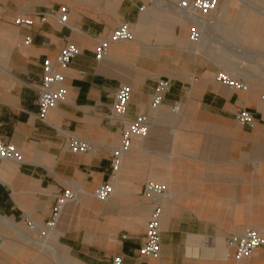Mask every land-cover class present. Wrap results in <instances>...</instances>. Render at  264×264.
Segmentation results:
<instances>
[{
  "label": "crops",
  "instance_id": "1",
  "mask_svg": "<svg viewBox=\"0 0 264 264\" xmlns=\"http://www.w3.org/2000/svg\"><path fill=\"white\" fill-rule=\"evenodd\" d=\"M64 5L68 26L39 23L38 14ZM242 8L248 10L241 17ZM257 8L233 0L223 36L264 46ZM19 18L35 25L18 26ZM122 22L131 25L134 41L113 44L97 61L98 39ZM191 28L149 0H0V137L22 157L0 160V264H111L117 256L123 264H264V247L238 261L226 246L228 237L250 228L264 237L263 86L249 80L247 91H235L219 83L212 37L195 44ZM67 41L81 54L61 71L65 102L42 122L37 87L44 63ZM160 79L170 80L171 90L161 109L150 112ZM121 85L132 90L128 118L150 113L153 126L146 137H131L114 195L103 203L90 195L109 181L112 149L122 142V126L107 119ZM242 109L253 114V127L237 121ZM70 136L93 142L96 152L73 153ZM146 181L171 187L160 258L140 255L151 214ZM69 188L84 193L80 203L64 207L41 250L35 241L52 219L56 196Z\"/></svg>",
  "mask_w": 264,
  "mask_h": 264
},
{
  "label": "built area",
  "instance_id": "2",
  "mask_svg": "<svg viewBox=\"0 0 264 264\" xmlns=\"http://www.w3.org/2000/svg\"><path fill=\"white\" fill-rule=\"evenodd\" d=\"M130 1V0H122ZM151 4L163 3L160 0H149ZM220 7V0H178L172 2L173 11L183 19L190 22L191 35L190 40L199 44L204 37H207L213 29L216 20V14ZM142 7L141 10H144ZM70 8L68 5L61 6L58 10H52L39 15V23L44 24L49 19L57 20L62 26L69 24ZM18 26L32 27L35 22L31 19L19 18L16 20ZM134 41L132 27L127 22L120 23L105 38L98 39L96 50L97 61L107 58L108 52L113 44ZM31 38H27L24 45L29 46ZM81 54V49L67 41L55 59H48L44 63L43 81L37 87L38 90V114L37 117L42 122H47L50 111L64 103L67 98V90L64 85V75L62 70L67 69L76 57ZM0 66V76L3 72ZM247 77L228 69H221L217 73V81L228 86L235 91H247L249 84ZM171 90V81L160 79L152 95L150 103V112H157L161 109L165 96ZM132 90L127 85L118 87L111 111L107 119L114 125L122 126L121 145L112 149L111 168L112 173L109 181L102 183L93 193V198L107 203L114 195L117 176L122 167V156L131 149V137H146L152 126L153 119L150 113L139 114L134 120L128 118V109L131 102ZM176 113H181L182 109L179 103L174 106ZM237 121L248 127L255 125L253 114L245 109L237 113ZM70 151L77 154L96 152L95 144L86 139H80L70 136L68 139ZM0 160H11L17 163L22 162V157L17 147L13 143H5L0 137ZM82 191L74 188L66 189L62 194L56 196L55 209L52 219L46 223L45 229L41 232V238H47L49 231L54 230L61 217L64 207L68 203H79ZM144 203L151 207L150 220L146 228L144 242L140 249V255L143 258H160L162 251V232L161 220L163 209L166 202L172 198L170 184H158L153 181H146L143 189ZM32 228H36L30 223ZM0 238V247L2 245ZM207 243H211L208 239ZM226 246L228 249L235 250V256L238 261L251 259L255 251L264 247V237L258 229H247L241 234H234L227 238ZM111 264H123V258L114 257Z\"/></svg>",
  "mask_w": 264,
  "mask_h": 264
},
{
  "label": "rangeland",
  "instance_id": "3",
  "mask_svg": "<svg viewBox=\"0 0 264 264\" xmlns=\"http://www.w3.org/2000/svg\"><path fill=\"white\" fill-rule=\"evenodd\" d=\"M232 1L233 0H222V5L224 6V8H221V11L217 15L218 20L214 22L213 29L208 35L212 37L213 42L215 43V50H213L214 52L212 54V60H214V64L218 69H228L232 72L244 75L245 77H247V81L256 80L260 82L264 90V46H252L246 42H240L239 40L230 39L224 37L221 32V27L224 26L222 25L223 19L225 16L230 15L229 12L232 10ZM236 1L241 2L242 5H253L255 7H258L257 10L263 11L262 14H264V0ZM224 9L225 11H223ZM245 10L248 9L242 8L241 17L243 15H247ZM263 40L264 39H262L258 44H264ZM3 238L5 241V237ZM35 243L38 247H40L41 250H45V248L43 247V239L35 241Z\"/></svg>",
  "mask_w": 264,
  "mask_h": 264
},
{
  "label": "bare ground",
  "instance_id": "4",
  "mask_svg": "<svg viewBox=\"0 0 264 264\" xmlns=\"http://www.w3.org/2000/svg\"><path fill=\"white\" fill-rule=\"evenodd\" d=\"M158 1V0H157ZM162 3H163V5L162 6H160V7H162V8H164L166 11H168V12H170V13H172V14H175V15H178V14H176L174 11H173V9H172V2H176L177 0H172V1H169V0H160ZM223 3V2H222ZM222 3H221V5H220V7H219V10H218V12H217V14H216V20H215V22L218 20V17H217V15L219 14V12L221 11V8H222ZM226 9V8H225ZM179 16V15H178ZM179 17H181V16H179ZM182 18V17H181ZM210 34V33H209ZM197 80V79H196ZM181 106V105H180ZM181 109H182V106H181ZM120 174V173H119ZM119 174H118V176H117V179H118V177H119ZM84 193L82 192V195H83ZM81 195V196H82ZM90 196H92V198H93V194L92 195H90ZM172 199V198H171ZM171 199H170V201H171ZM80 202V201H79ZM169 202V201H168ZM167 203V202H166ZM64 210V209H63ZM62 213H63V211H62ZM55 230V229H54ZM54 230H51V231H54ZM50 235V231H49V233H48V235H47V238H45V239H43V247L47 250V240H48V236ZM0 238L2 239V241H4V238L3 237H1L0 236ZM3 243V242H2Z\"/></svg>",
  "mask_w": 264,
  "mask_h": 264
}]
</instances>
